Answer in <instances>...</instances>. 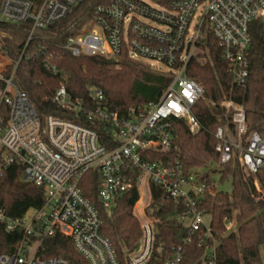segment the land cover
I'll list each match as a JSON object with an SVG mask.
<instances>
[{"label": "built area", "instance_id": "obj_1", "mask_svg": "<svg viewBox=\"0 0 264 264\" xmlns=\"http://www.w3.org/2000/svg\"><path fill=\"white\" fill-rule=\"evenodd\" d=\"M85 1L2 0L0 24L25 30L28 44L45 36L51 26ZM104 1L93 18L64 42L63 49L75 58L99 56L139 63L169 78L170 83L156 102L121 114L108 106L99 90L93 91L91 105L74 99L63 81L52 98L57 110L40 115L18 87V63L13 64L7 53L0 51V179L18 165L22 168L20 181L42 189L45 196L44 207L30 219L26 215L12 220L0 212L6 233L20 234L16 244L0 254V264H71L62 258L40 256L44 241L57 235L70 240L88 264H121L112 243L101 233L97 209L79 186L91 170L98 172V197L108 213L113 212L120 196L138 188L143 238L129 256L130 264H148L152 253L157 226L145 212L152 184L191 209L180 220L191 234L204 230L202 244L211 237L205 216L196 210L197 199L205 192L203 177L196 178L193 172L185 177L180 168L149 162L146 157L160 148H172L176 122H183L192 135L200 132L193 109L205 99V91L187 70L204 36L210 34L217 40L231 67L234 85L245 87L253 25H258L264 41V0ZM43 64L51 75H62L48 59ZM222 107L233 129L219 127L215 132L219 164L226 165L237 156L244 173L256 175L264 170V134L248 133L242 105L225 97ZM100 126L106 128L105 144L100 141ZM208 192L212 193V188ZM234 224L227 220L229 232ZM206 254L205 264H216L215 249L206 246ZM181 258L178 249L166 264H179Z\"/></svg>", "mask_w": 264, "mask_h": 264}, {"label": "trees", "instance_id": "obj_2", "mask_svg": "<svg viewBox=\"0 0 264 264\" xmlns=\"http://www.w3.org/2000/svg\"><path fill=\"white\" fill-rule=\"evenodd\" d=\"M100 4L105 1H85L65 20L51 26L45 36L33 38L28 44L25 30L0 24V51H5L13 64L18 63V87L40 115L57 110L52 98L63 81L74 99L91 105L93 91L99 90L108 106L121 114L130 108L156 102L169 85V78L139 63L99 56L75 58L63 49L64 42L93 18ZM46 59L54 63L62 75H51L44 68ZM187 74L205 91V99L193 109L201 125L200 132L192 135L183 122H176L172 148L149 152L146 160L180 168L185 177L196 168L214 163L219 166L220 182L230 179L231 191L210 193L208 188H213L214 181L208 174L202 178L205 192L197 199L196 210L210 217L211 233L206 244H202L204 230L191 234L180 220L191 209L177 204L163 188L150 185L146 215L156 221L158 233L154 237L148 264H166L178 249H181L182 257L179 264H205L206 246L215 249L216 264H264V170L256 175L244 173L237 156L230 163L220 165L215 150L217 129H233L222 107L225 97L245 108L249 134H264V41L260 28L258 25L252 27L250 71L245 87L234 85L231 67L223 59L217 40L210 34L206 41L198 44ZM99 132L100 141L105 144L103 132L106 128L100 126ZM21 174L22 168L14 165L0 179V212L12 220L22 219L30 211L41 210L45 204L43 190L22 183ZM255 181L261 186L262 193L258 192ZM79 186L83 196L99 213L102 235L112 243L121 264H130L129 256L143 238L140 221L134 213L140 200L138 188L120 196L113 212L108 213L98 197L97 171L87 172ZM233 219L237 230L229 232L227 220ZM19 237L18 232L7 234L5 226L0 223V254L11 249ZM40 256L43 259L62 258L71 264H88L75 252L71 241L59 235L44 241Z\"/></svg>", "mask_w": 264, "mask_h": 264}, {"label": "rangeland", "instance_id": "obj_3", "mask_svg": "<svg viewBox=\"0 0 264 264\" xmlns=\"http://www.w3.org/2000/svg\"><path fill=\"white\" fill-rule=\"evenodd\" d=\"M145 2H148L150 4H153L151 0H143ZM144 22L148 23V24H154L152 21L150 20H146L144 19L143 20ZM12 27H14L13 25H11ZM202 41H206V36H204L202 38ZM142 62L146 63V64H154L156 65L157 67L159 68H163L165 69V67L161 64H158L156 62H153V61H148V60H144L142 59L141 60ZM219 170V166L212 163L210 164L208 167H202V168H196L193 170V175L197 178L199 176H202L204 177L205 175H209L210 178L214 181V186L212 188V193H216V192H219V191H227V192H230L231 191V181L230 179L229 180H226L225 182L221 183L220 182V177H221V174L218 172ZM202 177H199V179H201ZM255 186L258 190L259 193H262V190H261V186L259 185L258 181H255ZM149 200V199H148ZM150 203L149 201L147 202V204ZM142 209H143V206H141V204H138L135 206V210H134V213L135 215L137 216V218L139 219L140 221V224H141V218H142ZM145 212H146V209H145ZM34 215V211H30L27 216H26V219H30L32 216ZM206 224H209L210 223V217L209 216H205L204 218ZM233 221L235 222L236 220L233 219ZM237 230V226H236V222L234 224V228L232 229L231 232H236Z\"/></svg>", "mask_w": 264, "mask_h": 264}, {"label": "water", "instance_id": "obj_4", "mask_svg": "<svg viewBox=\"0 0 264 264\" xmlns=\"http://www.w3.org/2000/svg\"><path fill=\"white\" fill-rule=\"evenodd\" d=\"M155 233H156V234L158 233V228H156Z\"/></svg>", "mask_w": 264, "mask_h": 264}]
</instances>
